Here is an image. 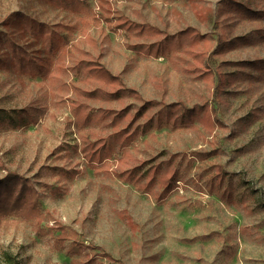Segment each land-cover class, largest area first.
Wrapping results in <instances>:
<instances>
[{"label":"rangeland","instance_id":"obj_1","mask_svg":"<svg viewBox=\"0 0 264 264\" xmlns=\"http://www.w3.org/2000/svg\"><path fill=\"white\" fill-rule=\"evenodd\" d=\"M10 175L0 264H264V0H0Z\"/></svg>","mask_w":264,"mask_h":264},{"label":"trees","instance_id":"obj_2","mask_svg":"<svg viewBox=\"0 0 264 264\" xmlns=\"http://www.w3.org/2000/svg\"><path fill=\"white\" fill-rule=\"evenodd\" d=\"M85 23H86V21H85ZM82 29H83V32H86L84 28H82ZM190 31H192V29H190ZM43 37L45 40H47L46 44L48 45V49H49V51L53 52L54 56L57 57V53H60V52H62V53L67 52V50H68L67 42L65 39H62L61 38L62 36L60 34H58L57 32H48L47 31V33H44ZM57 49H59V50H57ZM36 59H37L36 57H32L31 62H36ZM18 61L20 62V64L23 62V61H21L20 58L18 59ZM206 64H208V66H205L206 68H208V70L210 69L211 66H213V64H211L209 62H207ZM40 66H42V65L38 66L36 64L32 65V64L26 63V67L28 68V71H30V72H39L38 67H40ZM41 71H43V70H41ZM103 74L109 79L114 78V75L109 74L107 71H103ZM209 74L211 75V73H209ZM206 76H208V74H206ZM166 111H168V109ZM23 114H24V116L27 115L26 112H23ZM188 114H191L190 111L188 112ZM130 133L131 132H129L128 134H130ZM9 177H11L13 181L10 180V178H6V177H4L3 179H0V211H4L5 208H10V207L14 206L13 202H15L14 201L15 199H18V201H17L18 203L22 200V197H20V195H17V194H20V192H18V193L15 192V195L13 194V192L15 190L12 187L15 186V184L17 183L16 179H15L16 177L13 175H10ZM166 181H168L167 182V184H168L169 179L168 180L166 179ZM23 193H24V191H23ZM11 204H13V205H11ZM51 228H56L55 230L58 231L59 234H62V233L65 234L63 229L61 230V228H59L58 226H56V227L50 226V229ZM66 235H70L72 237L71 241L74 244L80 243L76 231L72 230V231H70V234H66ZM61 238H62L61 235H60V237L57 238L58 242H61L63 240ZM1 257H2V261H4L5 264H19L17 258L12 253H10L8 251H4L1 255Z\"/></svg>","mask_w":264,"mask_h":264}]
</instances>
